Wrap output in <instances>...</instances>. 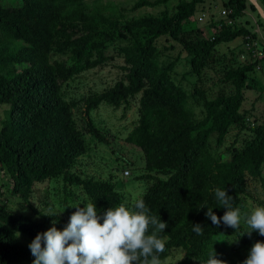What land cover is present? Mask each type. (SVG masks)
Segmentation results:
<instances>
[{
    "label": "trees",
    "instance_id": "obj_1",
    "mask_svg": "<svg viewBox=\"0 0 264 264\" xmlns=\"http://www.w3.org/2000/svg\"><path fill=\"white\" fill-rule=\"evenodd\" d=\"M87 1L91 0H0V104L9 105L0 127V170L7 177V188L0 182V197L10 194L31 205L36 183L63 175L70 184L82 186L102 216L123 202V197L113 181L82 178L70 171L87 153L88 145L74 117L75 102L62 93L64 82L109 59L108 45L116 37L115 29L100 26L107 19L106 6L91 10ZM168 1L140 0L132 9ZM202 1L182 0L171 15H145L127 22L125 26L135 34L123 49L127 81L86 98L85 115L88 131L108 143L91 112L103 102L116 107L142 93L140 119L127 141L145 154L148 172L141 178L150 184L139 199L150 215L168 225L160 234L167 237L161 261L183 252L184 257L173 264H206L214 247L218 259L243 264L252 245L264 241V236L256 231L249 236L244 226L233 229L234 236H230L231 227L223 222L213 225L205 213L208 207L218 217L226 211L215 198L216 188L226 189L233 207H240L251 180L264 192V123L253 128L252 136L228 160L216 156L210 143L213 133L221 144L233 125H244V89L260 86L248 78L256 63L227 70L225 78L233 82L235 92H219L206 101L207 115L197 121L187 92L172 77L173 64L163 68L157 60L159 36L178 38L184 32L198 31L191 18ZM247 1L228 0V17L213 22L211 37L186 41L194 73L201 77L218 45L249 33L229 23L246 14ZM54 50L68 57L52 61ZM38 213L42 221L28 214L16 216L0 202V264H33L35 257L18 234L33 241L52 220H60L56 214ZM197 223L203 235L193 231Z\"/></svg>",
    "mask_w": 264,
    "mask_h": 264
},
{
    "label": "rangeland",
    "instance_id": "obj_2",
    "mask_svg": "<svg viewBox=\"0 0 264 264\" xmlns=\"http://www.w3.org/2000/svg\"><path fill=\"white\" fill-rule=\"evenodd\" d=\"M138 1L140 0L87 1L91 10L96 5L106 6L104 12L107 19L102 21L100 26L115 29L116 37L109 42L107 61L75 75L62 84L64 98L75 102L74 117L88 145L87 153L77 159L70 171L82 178L113 181L123 197V202L139 199L150 184L148 180L141 178L148 172L144 152L127 141V137L140 119L142 93L129 97L116 107L103 102L91 112V117L106 136L108 143L99 140L88 131L85 101L90 95L109 89L120 80L127 81L128 69L123 49L135 39V34L129 31L125 24L145 15L164 12L171 15L182 0H169L167 3L132 9ZM255 1L253 3L252 0H248L246 14L229 22L234 27L247 28L249 33L218 45L213 52V60L204 67L201 77L191 69L192 56L186 51V41L211 37L215 32L213 22L228 17L226 13L229 9L228 0H203L198 4L197 11L191 18L192 24L196 25L198 31L184 32L178 38H173L169 34L161 35L155 41L161 51L157 57L160 66L165 68L170 63L173 64L172 77L187 92L188 106L194 110L197 121H201L207 115L206 101L214 99L219 92L227 94L235 92L233 82L225 78L227 70L256 63L255 68L248 73V78L257 80L260 86L257 88L247 86L244 89V109L247 115L244 125H233L221 144L217 142L216 133L210 137L214 154L227 160L231 158V152L252 136L253 128L264 123V0ZM67 57L65 53L54 50L51 59L55 61ZM8 110L9 105L0 104V127L8 117ZM0 182L4 185L7 182V177L1 173V170ZM5 187L7 188V185ZM66 198L68 202L65 201ZM89 201L82 186L70 184L63 175L36 183L30 198L31 205L22 198L10 194L0 197V202L5 203L16 216L28 214L33 219L42 221L43 218L38 212L58 215L60 220H52L45 231L53 226L54 221L57 229L62 231L69 223L67 218L70 212L76 211L75 207L68 206L81 203L79 207H84L82 202ZM262 201H264V192L261 186L253 180L249 181L240 203L242 211L240 227L244 226L248 229L243 214L256 206H263ZM229 235L234 236L233 228L229 231ZM18 236L28 245L32 242L22 234ZM183 257L184 254L181 252L162 264H173Z\"/></svg>",
    "mask_w": 264,
    "mask_h": 264
},
{
    "label": "clouds",
    "instance_id": "obj_3",
    "mask_svg": "<svg viewBox=\"0 0 264 264\" xmlns=\"http://www.w3.org/2000/svg\"><path fill=\"white\" fill-rule=\"evenodd\" d=\"M215 198L226 211L218 217L208 207L206 217L217 227L223 222L227 227L239 229L241 208L233 207L226 189L216 188ZM82 203L84 207H79L81 203L68 206L75 207L76 211L62 231L54 221L47 231L35 236L29 245L35 257L33 264H162L160 254L165 251L167 237L160 234L168 225L150 215L143 199L121 202L109 207L102 216L95 203ZM243 219L248 228L244 233L251 236L256 231L264 236V206L244 213ZM193 231L203 235L202 225L193 224ZM206 264L228 262L218 259L213 247ZM243 264H264V241L258 240L252 245Z\"/></svg>",
    "mask_w": 264,
    "mask_h": 264
},
{
    "label": "built area",
    "instance_id": "obj_4",
    "mask_svg": "<svg viewBox=\"0 0 264 264\" xmlns=\"http://www.w3.org/2000/svg\"><path fill=\"white\" fill-rule=\"evenodd\" d=\"M228 11H229V10H227V11H226V13H228ZM230 22H231V21H230ZM126 173H128V174H129L130 172H129V171H126Z\"/></svg>",
    "mask_w": 264,
    "mask_h": 264
},
{
    "label": "water",
    "instance_id": "obj_5",
    "mask_svg": "<svg viewBox=\"0 0 264 264\" xmlns=\"http://www.w3.org/2000/svg\"><path fill=\"white\" fill-rule=\"evenodd\" d=\"M252 2L254 3V2H256L255 0H252ZM262 10V9H261ZM264 12V11H263Z\"/></svg>",
    "mask_w": 264,
    "mask_h": 264
},
{
    "label": "bare ground",
    "instance_id": "obj_6",
    "mask_svg": "<svg viewBox=\"0 0 264 264\" xmlns=\"http://www.w3.org/2000/svg\"><path fill=\"white\" fill-rule=\"evenodd\" d=\"M261 10V9H260ZM262 11V10H261Z\"/></svg>",
    "mask_w": 264,
    "mask_h": 264
}]
</instances>
